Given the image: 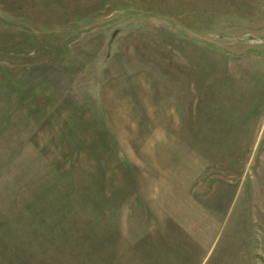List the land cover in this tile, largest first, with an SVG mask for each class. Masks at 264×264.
<instances>
[{
	"label": "rangeland",
	"instance_id": "obj_1",
	"mask_svg": "<svg viewBox=\"0 0 264 264\" xmlns=\"http://www.w3.org/2000/svg\"><path fill=\"white\" fill-rule=\"evenodd\" d=\"M95 263L264 264V0H0V264Z\"/></svg>",
	"mask_w": 264,
	"mask_h": 264
},
{
	"label": "crops",
	"instance_id": "obj_2",
	"mask_svg": "<svg viewBox=\"0 0 264 264\" xmlns=\"http://www.w3.org/2000/svg\"><path fill=\"white\" fill-rule=\"evenodd\" d=\"M189 6V5H188ZM205 6V5H204ZM10 201V200H9ZM6 206H8V205H6ZM6 212H7V214L6 215H9V213H8V211H7V208H6ZM9 221H12L11 219H9ZM8 221V222H9ZM11 231V229H9L8 228V225L6 224V225H4L2 228H1V235L3 236V237H8V235H9V232Z\"/></svg>",
	"mask_w": 264,
	"mask_h": 264
},
{
	"label": "trees",
	"instance_id": "obj_3",
	"mask_svg": "<svg viewBox=\"0 0 264 264\" xmlns=\"http://www.w3.org/2000/svg\"><path fill=\"white\" fill-rule=\"evenodd\" d=\"M69 155H67V156H65V158L66 159H68L69 157H68ZM58 164L60 163V161L59 162H57ZM60 165V164H59ZM6 238H8V237H6ZM96 264V263H95Z\"/></svg>",
	"mask_w": 264,
	"mask_h": 264
}]
</instances>
